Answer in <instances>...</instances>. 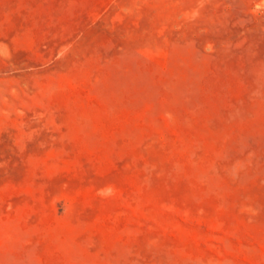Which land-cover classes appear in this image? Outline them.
<instances>
[{
    "label": "rangeland",
    "instance_id": "1",
    "mask_svg": "<svg viewBox=\"0 0 264 264\" xmlns=\"http://www.w3.org/2000/svg\"><path fill=\"white\" fill-rule=\"evenodd\" d=\"M0 264H264V0H0Z\"/></svg>",
    "mask_w": 264,
    "mask_h": 264
}]
</instances>
